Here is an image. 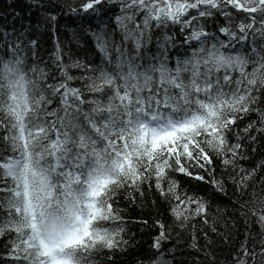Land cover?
Returning a JSON list of instances; mask_svg holds the SVG:
<instances>
[{"label": "snow or ice", "instance_id": "snow-or-ice-1", "mask_svg": "<svg viewBox=\"0 0 264 264\" xmlns=\"http://www.w3.org/2000/svg\"><path fill=\"white\" fill-rule=\"evenodd\" d=\"M103 2L86 0L79 10L95 12ZM119 6L122 42L97 35L105 64L89 66L91 74L79 78L87 82L88 98L72 85L77 77L63 63L59 45V78L36 67L25 71L19 45H8L9 58H0V237L13 236L8 254L17 264H93L97 248L122 243L118 192L153 180L161 195L176 202L177 219L190 210L206 212L200 199L178 192L177 182L168 180L165 187L169 170L192 175L186 162L211 164L205 146L233 164L241 145H230L226 133L238 114L259 111L264 0H119ZM217 13L229 21L219 29L227 40L201 22ZM170 26L187 33L185 52L175 57L167 34L157 39L155 52L149 47L153 30ZM253 174L241 175L239 187L246 188ZM252 214L264 225V208ZM159 227L156 249L166 239L165 226ZM249 238L235 264H264V239L257 250Z\"/></svg>", "mask_w": 264, "mask_h": 264}, {"label": "trees", "instance_id": "trees-1", "mask_svg": "<svg viewBox=\"0 0 264 264\" xmlns=\"http://www.w3.org/2000/svg\"><path fill=\"white\" fill-rule=\"evenodd\" d=\"M86 0H0V58H9L8 45H19L24 57L25 71L36 67L44 69L59 78L55 66V54L59 45L63 63L69 66V73L76 80L74 87L85 91L89 97L85 80L80 77L91 73L89 66L105 64L104 54L97 48L96 36H110L121 43V33L115 17L121 15L119 0H104L96 6L97 11H80ZM77 9V11H73ZM240 18L244 13L235 14ZM55 17V20L52 19ZM206 31L215 34L219 40L228 38L219 32L228 27L229 21L216 14L207 18ZM238 22V21H237ZM167 34L173 37L175 47L170 55L175 57L185 52L183 41L187 33H181L178 26L154 29L153 41L149 46L156 51V42ZM235 43V41H233ZM130 47V43L126 45ZM243 48L248 44L244 43ZM241 46H238V50ZM109 51L115 60L116 53ZM79 62L84 67H71ZM32 77V73L29 72ZM52 81L49 80V83ZM254 107L259 111L238 114L235 125L226 133L230 145L239 143L241 148L233 164L225 165L223 158L205 146L211 164L203 168L193 162L185 167L192 175L169 170L165 180L178 183V192L196 197L206 205V212L196 215L194 211L185 213L187 218L177 219L172 213L175 201L161 195L155 181L140 184L137 188L121 189L114 207L119 209L124 223L121 233L122 243L114 249L97 248L92 254L93 264H235L241 244L247 240L249 246L257 245L264 239V225L257 222V216L264 208V128L260 113L264 112V90L261 91ZM254 124L252 131L244 129ZM254 137V139H253ZM3 145L0 144V151ZM175 167V166H174ZM254 173L247 180V187H239V178L246 173ZM203 176L204 180L196 177ZM213 181H219L218 188ZM195 208V205L192 206ZM159 222V223H158ZM162 223L166 239L161 247H153L159 236ZM14 235V234H13ZM13 236L0 237V264H17L8 254Z\"/></svg>", "mask_w": 264, "mask_h": 264}]
</instances>
